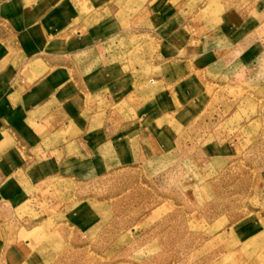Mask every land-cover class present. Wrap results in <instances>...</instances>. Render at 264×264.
<instances>
[{"label": "rangeland", "instance_id": "374dc122", "mask_svg": "<svg viewBox=\"0 0 264 264\" xmlns=\"http://www.w3.org/2000/svg\"><path fill=\"white\" fill-rule=\"evenodd\" d=\"M109 1L96 63L125 90L104 70L64 87L80 88L65 125L95 138L96 171L60 167L32 125L34 140L8 131L0 264H264V0H186L184 43L158 37L151 0ZM169 91L177 107L157 110Z\"/></svg>", "mask_w": 264, "mask_h": 264}, {"label": "crops", "instance_id": "0c3cea01", "mask_svg": "<svg viewBox=\"0 0 264 264\" xmlns=\"http://www.w3.org/2000/svg\"><path fill=\"white\" fill-rule=\"evenodd\" d=\"M71 1L0 0V146L12 144L8 131L17 129L22 139L34 140V134L24 128L32 125L35 134H43V153L57 154L60 167L95 172L96 166L86 157L95 149V138L80 136L65 125L78 113L80 88L64 87L71 74L95 75L104 70L107 81L103 86L109 93L125 90L126 86L120 88L122 81L117 80L115 69L100 68L96 63L102 56L100 43L114 29L110 16H104L102 22L97 17L116 12L115 2L88 0L72 6ZM151 1L150 15L158 37H180L182 41L176 42L184 43L189 8H179L186 0ZM189 89L184 85L182 96ZM175 94L179 97L177 91ZM53 100H57L55 104ZM154 104L159 111L177 107L171 92L157 96ZM87 140L92 146L86 145ZM7 150L8 156L13 155L11 147ZM5 193L11 201L20 199L14 183L6 186Z\"/></svg>", "mask_w": 264, "mask_h": 264}]
</instances>
